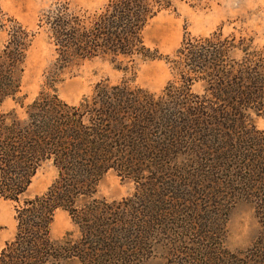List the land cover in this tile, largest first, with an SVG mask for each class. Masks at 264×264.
Returning <instances> with one entry per match:
<instances>
[{
  "label": "trees",
  "instance_id": "1",
  "mask_svg": "<svg viewBox=\"0 0 264 264\" xmlns=\"http://www.w3.org/2000/svg\"><path fill=\"white\" fill-rule=\"evenodd\" d=\"M173 1L108 0L93 13L55 4L38 22L49 32L55 58L27 105L20 81L34 34L14 20L6 25L0 14V33L6 34L0 49V199L14 205L16 224L13 239L0 250V264H140L150 254L145 246L161 235L181 243L168 229L172 215L197 213L204 194L163 177L175 166L185 179H197L187 170L205 161L211 138L219 140V213L241 195L264 223V132L255 126L264 117V45L254 38L241 31L224 37L220 29L207 38L187 35L175 55L164 59L175 76L159 95L132 79L99 84L76 105L57 95L65 74L85 61L106 58L115 70L134 75L137 62L160 60L146 47L143 31ZM195 84L203 86V95L192 93ZM9 101L22 118L16 109H3ZM47 164L55 180L28 199L33 178ZM110 171L143 182L141 193L119 203L98 198L97 186ZM57 211L77 228V240L71 233L50 238ZM186 259L181 264L205 261Z\"/></svg>",
  "mask_w": 264,
  "mask_h": 264
},
{
  "label": "rangeland",
  "instance_id": "2",
  "mask_svg": "<svg viewBox=\"0 0 264 264\" xmlns=\"http://www.w3.org/2000/svg\"><path fill=\"white\" fill-rule=\"evenodd\" d=\"M107 2L108 0H0L2 21L8 25L7 20H14L34 34L20 81L24 105L32 102L41 90L45 73L55 58L48 30L38 27L42 16L58 3L67 4L71 11L93 13L102 9ZM219 29L224 37L241 31L254 38L257 46L264 45V0H206L199 5L174 0L172 8L157 14L143 31L146 47L155 50L161 57L160 60L137 62L134 75L132 71L124 74L115 70L114 65L106 58L85 61L65 74L63 82L57 87V95L65 103L76 105L83 97L90 96L99 84L113 86L130 79L134 86L159 95L175 76L171 65L164 59L175 55L187 35L195 39L207 38ZM5 41L6 34L0 33V49ZM191 91L198 96L204 94L201 84H195ZM3 109H16L19 117H23V111L13 102H6ZM255 126L264 132V117L256 119ZM218 147L219 140L211 138L206 145L205 161L187 170L197 179H185L180 170H174L175 166L168 168L163 177L166 183L177 186L185 184L188 187L195 184L197 189H187L203 193L204 197L200 195L197 213L193 210L181 211V216L172 215L173 224H169L168 229L181 236V243L162 238L161 235L150 246H145L144 252L148 251L150 254L144 253L140 264H181L187 261L186 258L205 259L199 264H264V223L257 217L253 204L240 195L239 199L231 201L234 204L231 208L219 213ZM56 175L50 164L42 167L33 178L26 197L32 199L44 194ZM209 176H213L211 180L215 181H208ZM142 184L143 182L121 179L117 173L110 171L99 182L97 197L108 203H119L138 191L141 193ZM13 207L12 203L0 199V250L13 239L15 233ZM66 233L72 234V240L79 238L78 230L68 215L57 211L50 227V238L60 240ZM204 234L207 239H200L199 236Z\"/></svg>",
  "mask_w": 264,
  "mask_h": 264
}]
</instances>
